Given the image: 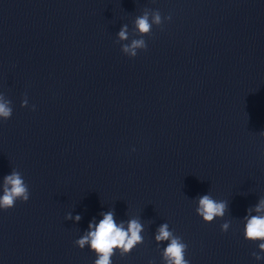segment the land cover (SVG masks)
<instances>
[{"label":"clouds","instance_id":"obj_1","mask_svg":"<svg viewBox=\"0 0 264 264\" xmlns=\"http://www.w3.org/2000/svg\"><path fill=\"white\" fill-rule=\"evenodd\" d=\"M165 20H171V16L163 17L160 11L144 9L142 15L134 20V29L130 36L127 24L120 27L117 33V43L121 45V52L129 58H135L140 50H147L145 36H151L153 26L160 27ZM126 42V43H125ZM28 106L25 97L21 107ZM33 110L35 105L32 106ZM11 101L4 94L0 93V120L7 121L12 116ZM260 136L264 138V130L260 131ZM30 198L28 185L20 172L12 170L11 174L3 177L2 195H0V209L9 210L16 202H27ZM198 206L196 213L205 223H212L217 218H223L228 211V202L214 199L209 193L196 198ZM255 213V214H253ZM101 219L97 222L95 218L89 222L87 231L75 241V244L84 249L86 246L95 254L94 264H112V258L119 253L121 257L129 255L138 245L144 242L142 233L144 225L138 218H130L127 221L117 222L112 210L102 212ZM80 215L73 217L72 213L66 215L67 220H81ZM244 239L258 244V251H254L252 256L255 260H264V198H260L258 203L247 209V215L243 217ZM230 221L221 224V230L227 232ZM157 244L167 242L163 248L161 256L163 264H189L185 258L188 245L183 242L180 236L174 234L169 229L168 223L161 224L154 236ZM149 264H152L150 261Z\"/></svg>","mask_w":264,"mask_h":264}]
</instances>
